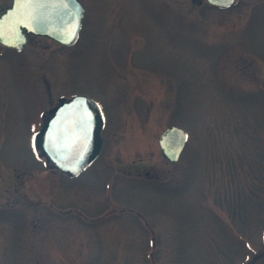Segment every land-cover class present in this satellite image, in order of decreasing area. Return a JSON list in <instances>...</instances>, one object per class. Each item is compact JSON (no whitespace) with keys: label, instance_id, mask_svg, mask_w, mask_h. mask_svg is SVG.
<instances>
[{"label":"rangeland","instance_id":"rangeland-1","mask_svg":"<svg viewBox=\"0 0 264 264\" xmlns=\"http://www.w3.org/2000/svg\"><path fill=\"white\" fill-rule=\"evenodd\" d=\"M80 1L73 47L0 46V264H264V0ZM74 95L109 116L105 164L76 179L32 146Z\"/></svg>","mask_w":264,"mask_h":264},{"label":"water","instance_id":"water-1","mask_svg":"<svg viewBox=\"0 0 264 264\" xmlns=\"http://www.w3.org/2000/svg\"><path fill=\"white\" fill-rule=\"evenodd\" d=\"M210 5L229 8L234 0H207ZM84 8L78 0H12L0 14V44L20 50L26 35L44 36L66 47L78 39ZM101 111L93 100L75 96L53 110L34 137V148L63 173L71 177L85 170L95 159L100 144L96 124ZM160 150L170 161L182 153L186 133L166 129L158 139Z\"/></svg>","mask_w":264,"mask_h":264},{"label":"flooded vegetation","instance_id":"flooded-vegetation-1","mask_svg":"<svg viewBox=\"0 0 264 264\" xmlns=\"http://www.w3.org/2000/svg\"><path fill=\"white\" fill-rule=\"evenodd\" d=\"M31 38L37 39V38H43V37H34V36L29 35V36H27V42H29V39H31ZM21 51H23V49ZM82 96H84V95H82ZM53 107L54 106H52V108ZM100 107H101V110H102L103 119H101V121H99V123L95 125L96 129H97V138L100 140V143H101V145H100L101 148H100L99 154L97 155L95 160L91 163V165L85 171H83L80 175L75 177L74 179L78 178L82 174L87 173L88 171H91L92 169L94 170L98 166V164H105L104 151L106 149V144H107V141H106L107 139H106V135L105 134H106L107 128L109 126V116H107V114H105V112H104V110H103L101 105H100ZM51 109H48L45 115H47L50 112ZM167 128H169V127H167ZM167 128H165V129H167ZM103 167L104 166H101L100 168H103ZM95 174L97 175V172Z\"/></svg>","mask_w":264,"mask_h":264}]
</instances>
